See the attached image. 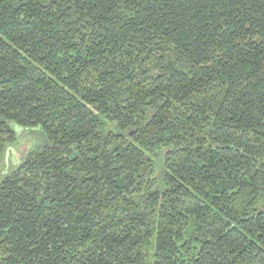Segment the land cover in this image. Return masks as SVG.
<instances>
[{
  "label": "trees",
  "instance_id": "trees-1",
  "mask_svg": "<svg viewBox=\"0 0 264 264\" xmlns=\"http://www.w3.org/2000/svg\"><path fill=\"white\" fill-rule=\"evenodd\" d=\"M0 264H264V0H0Z\"/></svg>",
  "mask_w": 264,
  "mask_h": 264
},
{
  "label": "rangeland",
  "instance_id": "rangeland-1",
  "mask_svg": "<svg viewBox=\"0 0 264 264\" xmlns=\"http://www.w3.org/2000/svg\"><path fill=\"white\" fill-rule=\"evenodd\" d=\"M19 141L7 147L6 154L0 159V182L11 174L25 160L30 152V143L40 140L37 134L28 130L19 131ZM40 142V141H39Z\"/></svg>",
  "mask_w": 264,
  "mask_h": 264
}]
</instances>
